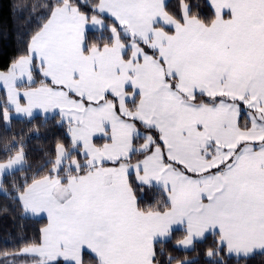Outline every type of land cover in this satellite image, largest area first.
Masks as SVG:
<instances>
[{
    "label": "snow or ice",
    "instance_id": "obj_1",
    "mask_svg": "<svg viewBox=\"0 0 264 264\" xmlns=\"http://www.w3.org/2000/svg\"><path fill=\"white\" fill-rule=\"evenodd\" d=\"M207 5L50 0L29 20L25 54L0 71V121L54 112L70 146L19 182L23 145L5 149L0 193L48 224L0 264H192L163 247L176 225L177 249L218 237L210 264L264 253V0Z\"/></svg>",
    "mask_w": 264,
    "mask_h": 264
},
{
    "label": "trees",
    "instance_id": "obj_2",
    "mask_svg": "<svg viewBox=\"0 0 264 264\" xmlns=\"http://www.w3.org/2000/svg\"><path fill=\"white\" fill-rule=\"evenodd\" d=\"M49 2L50 0H0V71H8L10 65L19 56L25 54L26 45L36 27L35 22L29 23V20L33 16L40 17L46 11L45 6ZM189 2L200 5L197 11L201 15L211 16L212 9L208 7L207 0H189ZM13 4L20 6L21 10L17 11L13 8ZM178 4L179 0L166 2L168 10L172 13L177 11ZM33 6L34 11L30 13L28 8ZM88 35L95 39L99 33L89 31ZM0 96L2 97L0 102H2L5 95L0 92ZM13 117L9 130H5L3 121H0V161L7 158L5 149L9 150V155H14L18 149L12 146L14 143H19L23 145L25 160L23 170H18L12 179L19 182L21 177L35 176L41 169H43L41 174H47L48 168L45 165L48 160L55 158L56 146L58 144H64L66 148L70 146L66 126L63 128L57 126L60 122L58 115L52 117L37 115L34 118ZM94 142L101 145L107 141L98 137ZM8 180V177H4V187L11 191ZM159 199L158 195L153 198L150 194L142 201V205L156 206ZM17 204L14 198H6L0 193V261L4 259L3 253L11 256L27 244L39 241L41 230L47 221L44 218L36 219L18 215ZM24 220L26 221L23 222ZM184 235L183 229L174 230L173 239L163 247L171 256L178 257L180 260L191 261L192 264H210L206 252L213 248L214 241L218 240V237L213 233L206 239L195 241L189 249L175 248V242L183 239ZM220 256L223 257L224 264H264V253L244 257L229 255L225 250L220 253Z\"/></svg>",
    "mask_w": 264,
    "mask_h": 264
},
{
    "label": "crops",
    "instance_id": "obj_3",
    "mask_svg": "<svg viewBox=\"0 0 264 264\" xmlns=\"http://www.w3.org/2000/svg\"><path fill=\"white\" fill-rule=\"evenodd\" d=\"M168 0H166V2H167ZM0 92H3V94L5 95V91L2 89V88H0ZM26 103V101H24V100H21V104H25ZM37 113H38V115H40V116H43V117H52V116H55L56 115V113H54V112H50V113H48L47 114V116L41 111V110H34V116H37ZM11 115L12 116H16V117H20V118H26V117H23L22 115H17V114H15L14 112H11ZM60 117V116H59ZM61 119V118H60ZM96 138H98V137H96ZM95 138V139H96ZM24 162V161H23ZM18 205V204H17ZM28 214H30L29 216H31V217H34V218H36V219H46L47 220V216L45 215V214H36V215H33V214H31V213H28ZM47 224H48V220L46 221V223H45V225L43 226V228L45 227V226H47ZM183 225H176V226H174V230H177V229H183ZM173 230V231H174ZM196 241H198V240H196ZM195 242V241H194ZM255 253H262L260 250H254L252 253H250L249 255H253V254H255ZM231 255H233V256H237L236 254H231ZM242 256V255H241Z\"/></svg>",
    "mask_w": 264,
    "mask_h": 264
},
{
    "label": "rangeland",
    "instance_id": "obj_4",
    "mask_svg": "<svg viewBox=\"0 0 264 264\" xmlns=\"http://www.w3.org/2000/svg\"><path fill=\"white\" fill-rule=\"evenodd\" d=\"M2 97L0 96V100H2L1 99ZM17 214L18 215H23V217H27V216H29L30 214H28V213H25L22 209H21V207H20V205L18 204L17 205ZM26 220H24L23 222H25Z\"/></svg>",
    "mask_w": 264,
    "mask_h": 264
}]
</instances>
